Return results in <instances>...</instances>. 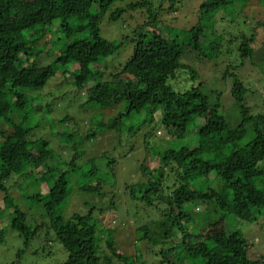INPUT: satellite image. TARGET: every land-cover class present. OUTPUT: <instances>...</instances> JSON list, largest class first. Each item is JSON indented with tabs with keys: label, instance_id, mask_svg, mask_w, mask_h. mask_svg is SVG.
<instances>
[{
	"label": "trees",
	"instance_id": "trees-1",
	"mask_svg": "<svg viewBox=\"0 0 264 264\" xmlns=\"http://www.w3.org/2000/svg\"><path fill=\"white\" fill-rule=\"evenodd\" d=\"M116 1L0 0V191L6 194V208L13 209L8 223L26 246L44 229L52 230L69 253L68 259L60 264H117L112 256L123 264H149L142 260L140 250L135 258L118 251L115 230L102 224L106 212L116 208L117 159L105 157V168H100L101 163L98 165L90 158L95 166L86 170L84 176L97 179L85 182L79 189L104 197L107 193L113 195L99 206L92 205L86 212H75L70 217L64 215L63 205L71 192L69 177L79 168L76 156L69 169H59L46 194L31 196L38 202L44 201L46 220L40 223L28 219L8 188L13 176L27 178L39 169L44 172L35 178L52 181L59 166L49 141L31 138V132L44 124L38 120L29 125V118L38 114L34 92L48 84L60 65L71 62L67 59L69 54H78L75 61L83 69L99 64L109 49L118 47L102 34V18L108 12L110 19L118 20L130 10L145 9L149 19L138 26L133 55L114 73L113 81L104 83L112 94L106 97L95 93L94 87L85 102L103 111L118 107L109 126L99 120L96 125L101 131L105 125V130H114L120 142L126 136L137 135L143 125L153 121L172 137L166 140L169 147L164 152L150 159L151 163L142 164L146 179L126 187L131 203L128 211L132 210L138 219L133 223L138 240H146L151 252L160 247L151 264H264V256L249 257L241 231L196 229L195 217L184 209L196 200L215 202L226 213H237L244 202L264 209V112L255 113L247 103L249 87L235 72L226 71L225 77L232 78L231 95L237 120H231L225 111L222 93L214 96L203 82L184 91L172 89L171 96L164 98L169 81L176 78L180 69L190 66L182 60L185 49L207 57L220 53L223 35L215 26L221 24L219 18L224 16L222 13L226 15L232 0H205L198 22L189 30L186 40L174 34L165 36L148 31L159 23L154 0H132L112 10ZM243 1L248 8L250 0ZM256 24L262 25L260 20ZM45 37L47 44H52L49 51L57 48L60 52L56 53V60L42 65L39 58L47 49L39 41ZM256 39V33L242 37L243 56L254 53L251 44ZM190 72L196 80L198 72L194 69ZM101 75L98 68L90 76L81 70L76 77L83 76L87 84ZM192 129L198 139L195 144L187 137ZM182 131L184 137H176ZM97 133L89 131L87 137ZM64 134L63 138L71 141L76 133ZM202 142L209 143V147L213 144L221 147L205 148ZM77 144L74 142V147ZM102 234L112 256L102 255ZM4 236L0 223V243Z\"/></svg>",
	"mask_w": 264,
	"mask_h": 264
},
{
	"label": "rangeland",
	"instance_id": "rangeland-1",
	"mask_svg": "<svg viewBox=\"0 0 264 264\" xmlns=\"http://www.w3.org/2000/svg\"><path fill=\"white\" fill-rule=\"evenodd\" d=\"M131 1L117 0L112 10L125 6ZM204 1L154 0V10L157 12L159 23L154 27H149L148 31L160 32L165 36L174 34L186 40L189 30L198 22L199 11ZM225 11L226 15L222 13L224 16L219 18L221 24L215 26L216 31L223 35L224 43L220 53L211 58L203 56L201 52L191 50L188 52L189 50L185 49L182 60L190 66L187 69H180L176 78L169 81V86L164 89V98L168 99L171 96L172 89L184 91L192 85H199L203 82L205 88L211 90L214 96L222 93L225 111H228L231 120H237L231 95L233 83L230 76L225 77L227 70L235 72L249 87L247 103L252 106L253 111L255 113L264 112V0H250L248 8L245 7L243 0H232V4ZM232 11L233 14L229 13ZM148 17L145 9L130 10L118 20L110 19V12H108L102 18V34L112 43H117L118 47L115 50L109 49L99 64L84 66L83 69L79 62L75 61L79 58L78 54H69L67 59L71 62L64 66L59 62L60 66L55 76L43 89L34 92L38 114L29 118V125H34L38 120H42L44 124L31 132V138L48 140L50 147L55 150V161L59 166H56L52 174V181L35 178L40 177L44 172V169H39L27 178L13 176L8 182V188L17 203L26 211L28 219L33 220L34 223H40L46 220L44 201L38 202L31 196L37 193L46 194L58 177L59 169L61 171L69 169V163L76 156L79 168L76 174L69 177L71 192L63 205L64 215L70 217L75 212H86L92 205L99 206L107 200V197L113 195L107 193L104 197L98 193L79 189L85 182L93 183L97 179H87L84 176L86 170L95 166L91 159H95L98 165L101 163L100 168H105V157L117 159V163L114 164L116 208L111 207V211L106 212L102 224L108 229L115 230L113 235L118 251L125 252L134 258L141 253L142 260L151 264L155 262V252H159L160 247L151 252L150 244L146 240H138L139 234L133 226L138 219L136 220L130 208L128 211L131 203L128 201L130 199L126 193V187L146 179L142 164L145 161L151 163L158 157L160 151L164 152L169 147L166 140L172 137L164 128H161L157 121H153L143 125L137 135L126 136L124 141L120 142V137L115 134L114 130H105L106 125L109 126L111 117L117 114L118 107L103 111L101 108H94V105L85 103L89 91L94 87L95 93H103L106 97L112 94L110 88L104 87V83L108 80L113 81L114 73L119 71L133 55L135 39L138 38L136 31L139 25L149 19ZM259 20L262 24L260 26L256 24ZM254 33L257 39L251 45L255 51L250 56H243L240 49L242 37L244 35L251 37ZM47 42V37L39 41V44H46L45 49H47L39 58V64L42 65L56 60V53L60 52L57 48L56 51L50 52L49 49H53L52 44L50 42L47 44ZM98 68L102 70L101 78L91 79L87 84H84L83 76L76 77L81 70L85 75L90 76ZM192 69L199 74L196 80L191 76L190 70ZM98 120L106 124L102 131L101 127L96 125ZM65 131L76 133L75 137L67 141ZM89 131L98 133L87 137ZM194 134L192 129L187 137L188 141L195 144L198 139L194 138ZM184 135L182 131L176 137H184ZM1 141L2 139H0V146ZM76 141L78 144L74 147ZM201 144L205 148L221 147V145L214 144L209 147V143L205 142ZM101 175L102 173L98 177ZM111 179L109 177L110 181ZM5 195L3 191H0V223L5 233V238L0 243V264H60L66 261L69 253L57 240L52 230L48 232L44 229L28 246L24 244L20 234L10 226V222L8 223L13 209L6 208ZM42 199H44L43 195ZM242 205V209L237 213H226L215 202L196 200L184 206V209L195 217L193 226L196 229L197 227L204 228L206 232L220 229L241 231L248 246L249 257L260 259L264 256V209L255 208L247 202ZM105 237L102 234V255L107 253L112 256ZM137 250L140 252L138 253ZM112 257L117 264H123L116 257Z\"/></svg>",
	"mask_w": 264,
	"mask_h": 264
}]
</instances>
